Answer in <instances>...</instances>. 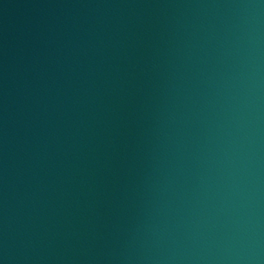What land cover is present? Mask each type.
<instances>
[{
    "label": "water",
    "instance_id": "obj_1",
    "mask_svg": "<svg viewBox=\"0 0 264 264\" xmlns=\"http://www.w3.org/2000/svg\"><path fill=\"white\" fill-rule=\"evenodd\" d=\"M0 264H264V0H0Z\"/></svg>",
    "mask_w": 264,
    "mask_h": 264
}]
</instances>
